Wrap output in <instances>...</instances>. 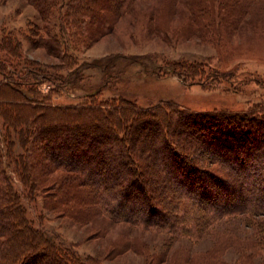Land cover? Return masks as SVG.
Masks as SVG:
<instances>
[{
    "label": "rangeland",
    "instance_id": "374dc122",
    "mask_svg": "<svg viewBox=\"0 0 264 264\" xmlns=\"http://www.w3.org/2000/svg\"><path fill=\"white\" fill-rule=\"evenodd\" d=\"M219 1L136 0L117 16L97 9L109 15L100 30L92 20L69 18L73 0H54L48 13L30 0H0V57L47 73L51 81L37 91L59 107L93 103L86 95L104 77L110 81L94 98L100 103L124 99L196 115L246 113L264 104V0L231 12L220 11ZM21 152L16 144L13 154ZM5 161L34 227L82 264H264V215L201 219L190 235L162 223L112 222L99 213L80 222L74 209L53 210L45 192L25 189ZM154 162L142 165L148 176L163 172ZM167 185L169 199L174 185Z\"/></svg>",
    "mask_w": 264,
    "mask_h": 264
},
{
    "label": "trees",
    "instance_id": "16d2710c",
    "mask_svg": "<svg viewBox=\"0 0 264 264\" xmlns=\"http://www.w3.org/2000/svg\"><path fill=\"white\" fill-rule=\"evenodd\" d=\"M30 1L42 6L41 12L54 6V0ZM73 1L69 18L92 20L99 28L101 21L108 26L109 15L97 9H113L117 16L136 0H110L114 3L109 6L106 0ZM254 1L220 0V11L231 12L234 5L248 10ZM4 57H0V264H82L34 227L6 158L25 189L45 192L53 210L74 209L80 222L99 213L112 222L162 223L170 231L190 235L201 219L204 223L208 218L264 215V104L241 114L196 115L159 106L141 108L124 99L100 103L94 98L110 81L103 77L101 85L86 95L93 103L59 107L37 91L51 81L47 73ZM172 73L185 81L182 71L174 68ZM16 144L22 152L14 155ZM151 161L160 163L163 172L148 176L142 165ZM169 181L174 187L167 199ZM136 208L146 213L145 220ZM261 227L264 236V220Z\"/></svg>",
    "mask_w": 264,
    "mask_h": 264
}]
</instances>
